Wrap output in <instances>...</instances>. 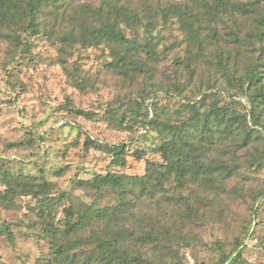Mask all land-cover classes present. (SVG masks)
I'll use <instances>...</instances> for the list:
<instances>
[{"label": "rangeland", "instance_id": "rangeland-1", "mask_svg": "<svg viewBox=\"0 0 264 264\" xmlns=\"http://www.w3.org/2000/svg\"><path fill=\"white\" fill-rule=\"evenodd\" d=\"M25 2L6 0L9 16L23 11ZM115 5L134 9L141 22H124L123 14L111 9ZM263 5L264 0H48L40 6L35 30L5 24L0 30V223L9 226L12 238L0 234V264H47L56 243L45 232L48 225L64 231L83 209L121 207L108 187L99 194L83 189L80 181L107 173L142 176L148 160L162 162L159 123L190 119L188 101L197 115L214 104L235 119L236 132L229 138L211 131L216 148L205 160L226 163L232 172H214L210 184L191 183L183 191L171 179L165 191L182 196L165 202V210L130 194L129 210L118 216L127 235L144 233L150 223L139 228L137 219L151 213L157 231L162 225L173 235L157 246L138 247L128 238L131 251L146 259L141 264H219L252 228L235 264H264V199H254L264 191V96L251 88L256 97L250 106L261 123L252 129L239 115L249 104L240 99L238 82L264 61V42L254 37ZM173 6L199 15L195 27L202 47L175 12L163 16L162 10ZM150 19L156 59L117 42L94 43L90 36L91 29L112 21L143 44L151 35ZM70 35L74 42L67 40ZM151 119L155 123L147 128ZM120 141L126 142L125 159L117 162L102 146ZM44 182L42 191L55 197L45 212L35 196ZM78 236L71 232L59 243Z\"/></svg>", "mask_w": 264, "mask_h": 264}, {"label": "trees", "instance_id": "trees-1", "mask_svg": "<svg viewBox=\"0 0 264 264\" xmlns=\"http://www.w3.org/2000/svg\"><path fill=\"white\" fill-rule=\"evenodd\" d=\"M45 1L48 0H26V8L23 11L9 16L6 0H0V30L9 21L17 24L24 23L22 26H24L25 30H35L40 6ZM171 8V10H162L163 16L169 17L173 14L171 12H175L174 15L178 17L181 25L188 31L193 43L202 47L203 39L200 38L199 32L195 27V22L199 15L190 13V11L184 13L179 6ZM111 9L116 14H123L124 22L131 26L135 22H141L140 14L132 8L115 5ZM241 9L245 12L248 11L247 7L244 6H241ZM262 10L261 16L256 19L257 27L254 33V37L261 43L264 42V5ZM184 15L187 18L190 17V19H185ZM152 23L150 19L147 24V31L150 33L151 29L149 28ZM90 36L94 43L103 40L113 41L133 50L142 49L152 58L156 59L159 57L152 40V33L148 36L145 43H135L123 34L117 23L106 21L101 26L91 29ZM81 39L84 40L85 36L83 35ZM67 40L74 42L75 38L70 35ZM84 44H88L86 39ZM261 51H264V47L261 48ZM218 62L222 64L221 60ZM246 71L245 75L240 76L238 82L241 94L240 99L246 97L247 99L245 98L246 101L244 102L246 104L248 102L249 107H247V111L243 115H239L246 124H250L252 129H259L261 127L260 119L254 113L253 107L250 106L256 97L255 94H252L251 88L258 92L261 91L264 96V82L262 80L264 61L260 64L255 63ZM191 104V101H188V106L193 110V115L190 119L188 118L179 124L159 123L163 124V130L160 135L161 144L159 146L163 161L148 160L144 175L130 176L127 174L107 173L97 176L93 181H80L83 189L96 188L99 194L108 187L120 197L121 207L83 209L78 212L77 218L73 222L67 223L64 231H60L58 228H51L48 225L45 232L48 236L56 239V243L51 251L53 258L47 260V264H141L146 259L140 254L134 255L132 253L131 243L127 241L128 238H131L138 247L157 246L162 240L170 241L173 235L168 227L162 225H159L162 227L160 232L157 231V228L154 227L155 224H152V213L145 214L140 219H137L139 220L137 222L139 228L148 226L147 223H150L144 233H139L134 238L127 235L123 223L118 219L119 214L129 210V203L126 198L130 194L139 195L148 198L159 209L165 210V202H173L176 200L177 195L182 196L181 191L185 190L189 184L192 183L203 188L213 181L214 172H224V175L231 174L232 171L228 168V164L213 163L206 165L205 160L209 156V152L216 148L214 147L211 131L214 129L220 130L226 136L225 138H229L230 135L236 132L237 127L233 122L235 119L233 120L232 116H227L224 107H217L214 104L206 108L200 115H197L196 106ZM154 123L155 120L151 119L147 120L145 125L149 128ZM37 136L38 134L36 133L31 135L32 138ZM250 138L251 133L244 136L243 142H248ZM102 147L106 149L107 154L112 155L113 160L117 162L124 161L125 141H120L117 144H105ZM262 158L264 159V154ZM213 169L216 171H212ZM171 179L176 181V189L181 190L179 194H176V192L168 194L165 191L164 184ZM47 185V182L42 183L35 195L40 198L44 212L47 205L55 200L54 196L42 191ZM40 193L42 194L40 195ZM65 197L66 194L64 193L59 198L64 199ZM262 198L264 199V191L258 192L254 197L255 202ZM65 214L69 218L73 216L70 208L66 209ZM253 215H257V207L254 205ZM251 230L252 228H248L244 237L235 241V246L231 252L219 264H235L242 260L245 247L244 239L250 235ZM71 232H75L79 236L74 240H69L67 244L59 243L61 237L66 238ZM2 233H6L7 237L12 238L9 226L0 223V234ZM78 247L85 251L83 255L70 253L71 250ZM216 249L220 250L221 247H216ZM149 264L156 263L150 260Z\"/></svg>", "mask_w": 264, "mask_h": 264}]
</instances>
